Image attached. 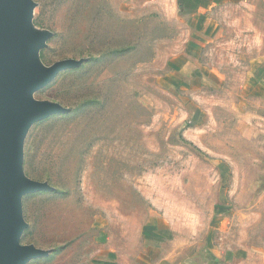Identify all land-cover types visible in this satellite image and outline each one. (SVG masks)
<instances>
[{
  "label": "rangeland",
  "instance_id": "obj_1",
  "mask_svg": "<svg viewBox=\"0 0 264 264\" xmlns=\"http://www.w3.org/2000/svg\"><path fill=\"white\" fill-rule=\"evenodd\" d=\"M31 1L43 36L33 61L68 66L30 94L65 111L31 123L22 140L24 176L48 186L20 200L19 244L48 253L26 264H94L111 252L129 264L150 207L194 223L201 241L216 203L227 250L249 254L225 264H264V97L240 93L264 58V0L224 10L196 54L166 2ZM186 63L204 80L183 88L171 78Z\"/></svg>",
  "mask_w": 264,
  "mask_h": 264
},
{
  "label": "water",
  "instance_id": "obj_2",
  "mask_svg": "<svg viewBox=\"0 0 264 264\" xmlns=\"http://www.w3.org/2000/svg\"><path fill=\"white\" fill-rule=\"evenodd\" d=\"M33 7L31 0H0V264H26L48 255L19 244L21 197L48 189L24 176L22 140L31 123L65 111L56 103L34 101L30 94L68 64L43 69L33 61V50L43 43L32 28Z\"/></svg>",
  "mask_w": 264,
  "mask_h": 264
},
{
  "label": "crops",
  "instance_id": "obj_3",
  "mask_svg": "<svg viewBox=\"0 0 264 264\" xmlns=\"http://www.w3.org/2000/svg\"><path fill=\"white\" fill-rule=\"evenodd\" d=\"M150 1L166 2L181 12L187 24L188 38L185 50L196 54L218 34L224 10L243 5L247 0ZM184 56L189 57L186 54ZM188 64L177 65L179 74H173L171 78L177 86L184 88V86H191L192 82L201 83L204 80L203 73L199 71L186 72ZM248 70L240 86V93L247 97H264V58L255 60ZM196 109L193 110L194 113L197 112ZM224 209V206L217 203L209 208L208 230L203 240L196 241L193 237V234L197 232L194 223L192 225L186 221V218L182 219L180 216L175 220L171 213L160 211L157 207L147 208L135 227V234L140 245L137 248L132 246L128 248L130 250L129 264H225L230 256V258L249 256L243 248H236L231 252L227 250L231 228L224 225L226 222V216H223ZM219 240L220 246H218ZM188 247L190 252L179 257ZM258 250L264 252V246ZM106 256L107 259L94 261V264L119 262L115 252L107 253ZM121 256L118 257L120 260ZM124 264L128 263L124 262Z\"/></svg>",
  "mask_w": 264,
  "mask_h": 264
}]
</instances>
